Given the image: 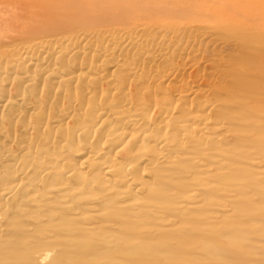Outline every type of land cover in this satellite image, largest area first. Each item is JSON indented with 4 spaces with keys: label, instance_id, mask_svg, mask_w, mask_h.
Returning a JSON list of instances; mask_svg holds the SVG:
<instances>
[{
    "label": "bare ground",
    "instance_id": "obj_1",
    "mask_svg": "<svg viewBox=\"0 0 264 264\" xmlns=\"http://www.w3.org/2000/svg\"><path fill=\"white\" fill-rule=\"evenodd\" d=\"M31 4L0 32V264H264V0Z\"/></svg>",
    "mask_w": 264,
    "mask_h": 264
},
{
    "label": "rangeland",
    "instance_id": "obj_2",
    "mask_svg": "<svg viewBox=\"0 0 264 264\" xmlns=\"http://www.w3.org/2000/svg\"><path fill=\"white\" fill-rule=\"evenodd\" d=\"M32 0H0V32L16 31L54 18L56 8L33 5ZM36 23V24H35Z\"/></svg>",
    "mask_w": 264,
    "mask_h": 264
}]
</instances>
